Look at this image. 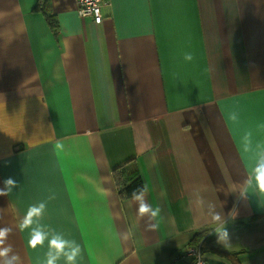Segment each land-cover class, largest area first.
Wrapping results in <instances>:
<instances>
[{
    "label": "crops",
    "instance_id": "crops-1",
    "mask_svg": "<svg viewBox=\"0 0 264 264\" xmlns=\"http://www.w3.org/2000/svg\"><path fill=\"white\" fill-rule=\"evenodd\" d=\"M37 1L0 0L5 246L44 264L48 240L29 248L17 227L43 202L33 227L75 240L77 264H192L207 228V264H264V194L247 184L264 148V0H109L101 23L49 0L57 34ZM132 159L155 230L118 195L113 170Z\"/></svg>",
    "mask_w": 264,
    "mask_h": 264
},
{
    "label": "clouds",
    "instance_id": "clouds-1",
    "mask_svg": "<svg viewBox=\"0 0 264 264\" xmlns=\"http://www.w3.org/2000/svg\"><path fill=\"white\" fill-rule=\"evenodd\" d=\"M183 59L185 61H192L193 55L190 52H185ZM233 120L236 119V115L233 114L231 117ZM251 134L247 133L243 137V147L247 151L251 145ZM56 149H62L63 145L59 142L55 145ZM257 160L254 167L251 169L250 178L247 181L249 186H253L256 191L260 194H264V148H258L256 153ZM4 187L0 188V196H7L17 186V181L12 177H8L3 181ZM132 200L137 203L136 214L139 218L148 217L149 222L147 227L151 230H155L157 224L153 221L159 216V208H154L148 203L147 189L145 186H140L134 189L132 194ZM46 205L40 202L38 205H30L27 211L23 214V219L17 225L21 232L29 230V238L27 240V246L35 249L37 246L42 247L45 240H48V252L46 253V259L44 264H58L62 258L65 264H77L78 258L81 256V247L75 241H69L60 235H55L49 238L48 233L43 231L41 228L33 227L34 219L41 217L44 214ZM8 227H0V257L5 258L4 264H21V257L18 253L13 252V247L10 244L5 246L8 236L10 234ZM218 234V243L224 247L230 245V239L228 233L222 229L215 230ZM129 234H123L124 239H128ZM9 253L12 255L9 257Z\"/></svg>",
    "mask_w": 264,
    "mask_h": 264
},
{
    "label": "trees",
    "instance_id": "trees-1",
    "mask_svg": "<svg viewBox=\"0 0 264 264\" xmlns=\"http://www.w3.org/2000/svg\"><path fill=\"white\" fill-rule=\"evenodd\" d=\"M35 9L41 10L50 25L52 31L57 34L58 32V21L56 14L53 12L49 0H38ZM113 178L116 184L118 195L122 201L132 198L131 194L134 189L140 186H145L144 180L138 170L135 160H129L124 164L117 166L113 170ZM208 228L202 231H197L191 246H196L200 249L204 255L205 250L210 248V242L207 240ZM194 259L192 258V264H194Z\"/></svg>",
    "mask_w": 264,
    "mask_h": 264
},
{
    "label": "built area",
    "instance_id": "built-area-1",
    "mask_svg": "<svg viewBox=\"0 0 264 264\" xmlns=\"http://www.w3.org/2000/svg\"><path fill=\"white\" fill-rule=\"evenodd\" d=\"M78 13L82 17H92L96 23H101L104 19L102 7L109 0H76ZM187 255L194 259V264H207L204 255L196 246L189 247Z\"/></svg>",
    "mask_w": 264,
    "mask_h": 264
}]
</instances>
